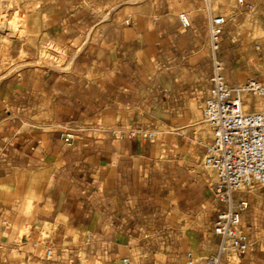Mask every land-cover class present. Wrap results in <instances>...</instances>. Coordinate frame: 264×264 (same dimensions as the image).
<instances>
[{"label": "crops", "instance_id": "1", "mask_svg": "<svg viewBox=\"0 0 264 264\" xmlns=\"http://www.w3.org/2000/svg\"><path fill=\"white\" fill-rule=\"evenodd\" d=\"M14 1L23 32L0 31V264H203L224 207L203 160L208 17L227 18L230 82L264 77V0ZM241 200L250 245L222 264H264V187Z\"/></svg>", "mask_w": 264, "mask_h": 264}, {"label": "built area", "instance_id": "2", "mask_svg": "<svg viewBox=\"0 0 264 264\" xmlns=\"http://www.w3.org/2000/svg\"><path fill=\"white\" fill-rule=\"evenodd\" d=\"M237 2L253 8L245 0ZM179 18L183 26L189 25L187 13H181ZM226 23L224 15L208 17L212 75L202 114L212 139L204 146V165L216 172L214 194L224 207L217 212L214 222V233L219 237L218 251L204 258L203 264H222L223 255L247 250L250 244L239 226L240 213L248 202L241 200L235 207L234 194L256 185L264 187V100L259 107L251 109L244 99L246 94L264 97V84L257 78H247L243 83H232L227 78L220 55ZM155 137L154 132H142L144 140L154 141ZM90 238L91 231H88L87 239ZM51 252V248H46V256ZM124 262L128 264L129 258H124ZM187 264H193V260Z\"/></svg>", "mask_w": 264, "mask_h": 264}, {"label": "rangeland", "instance_id": "3", "mask_svg": "<svg viewBox=\"0 0 264 264\" xmlns=\"http://www.w3.org/2000/svg\"><path fill=\"white\" fill-rule=\"evenodd\" d=\"M2 1H3V7H2L1 13H0V31L6 32L12 36H20L23 31L21 30L22 28L20 27L19 22L23 23L24 18H25L22 9H20L19 7L16 9L17 5H16V2L14 0H2ZM1 26L4 28H8V29L4 30ZM256 44H260V43L258 41H256ZM256 48L258 49L259 47H256ZM59 54L60 53L58 50L57 51L56 50H49L47 52L44 51L42 53V57L47 58V59H51V60H58ZM221 57H222L224 64H225V73H226L227 78L230 80V78L232 76V78L236 80L238 71L234 67H236V68L239 67L240 63L237 60L232 61V59H229L228 57H224L223 55H221ZM229 66L231 67V71L229 69ZM253 69L254 68H252V70ZM242 76L246 77L245 69H239L238 77L241 78ZM249 77H251V76H249ZM256 78L264 84V77L263 76L256 77ZM258 97H263V96L246 94L244 97L245 103H247L251 109H255L256 107L260 106ZM203 160H204V158H203ZM207 169H210V168H207ZM251 189H253V187L252 188H245L239 192L250 191Z\"/></svg>", "mask_w": 264, "mask_h": 264}, {"label": "bare ground", "instance_id": "4", "mask_svg": "<svg viewBox=\"0 0 264 264\" xmlns=\"http://www.w3.org/2000/svg\"><path fill=\"white\" fill-rule=\"evenodd\" d=\"M246 81V80H245ZM258 100H259V105L262 103V101L264 100V98L263 97H258ZM263 187V186H262ZM239 192V191H238ZM236 194V193H235ZM235 194H234V196H235Z\"/></svg>", "mask_w": 264, "mask_h": 264}]
</instances>
